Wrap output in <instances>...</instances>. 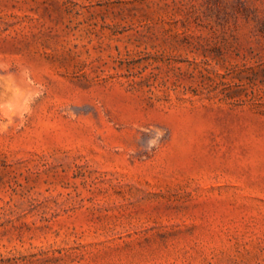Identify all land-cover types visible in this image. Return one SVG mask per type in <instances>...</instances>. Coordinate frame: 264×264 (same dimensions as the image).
I'll return each mask as SVG.
<instances>
[{"label": "rangeland", "instance_id": "1", "mask_svg": "<svg viewBox=\"0 0 264 264\" xmlns=\"http://www.w3.org/2000/svg\"><path fill=\"white\" fill-rule=\"evenodd\" d=\"M0 264H264V0H0Z\"/></svg>", "mask_w": 264, "mask_h": 264}]
</instances>
